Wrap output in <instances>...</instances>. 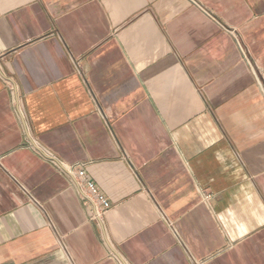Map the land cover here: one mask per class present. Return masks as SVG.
Segmentation results:
<instances>
[{
    "label": "crops",
    "instance_id": "1",
    "mask_svg": "<svg viewBox=\"0 0 264 264\" xmlns=\"http://www.w3.org/2000/svg\"><path fill=\"white\" fill-rule=\"evenodd\" d=\"M0 264H264V0H0Z\"/></svg>",
    "mask_w": 264,
    "mask_h": 264
},
{
    "label": "built area",
    "instance_id": "2",
    "mask_svg": "<svg viewBox=\"0 0 264 264\" xmlns=\"http://www.w3.org/2000/svg\"><path fill=\"white\" fill-rule=\"evenodd\" d=\"M65 172L74 179L80 194L91 206V219L101 223L104 215L111 208L107 198L99 192L96 184L88 178L83 169L72 167L66 168Z\"/></svg>",
    "mask_w": 264,
    "mask_h": 264
}]
</instances>
